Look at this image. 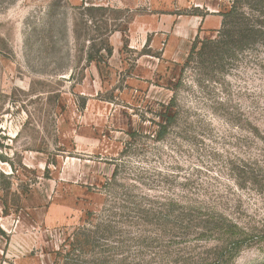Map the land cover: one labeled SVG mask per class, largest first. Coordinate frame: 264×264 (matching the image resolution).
<instances>
[{
  "label": "rangeland",
  "instance_id": "1",
  "mask_svg": "<svg viewBox=\"0 0 264 264\" xmlns=\"http://www.w3.org/2000/svg\"><path fill=\"white\" fill-rule=\"evenodd\" d=\"M107 1L0 0V264H264V0Z\"/></svg>",
  "mask_w": 264,
  "mask_h": 264
},
{
  "label": "crops",
  "instance_id": "2",
  "mask_svg": "<svg viewBox=\"0 0 264 264\" xmlns=\"http://www.w3.org/2000/svg\"><path fill=\"white\" fill-rule=\"evenodd\" d=\"M107 2H118L119 6L132 8L150 6V8L159 11L164 16L162 18L163 23L169 22L170 37H173L172 32L182 33L181 39L180 37L176 39L177 35L175 36L177 41L184 39L183 41L190 43L199 32L204 30L215 32L223 24L222 0H109ZM192 6L200 8V12L192 15L180 13L181 10ZM205 7L207 8L205 14H202L201 9Z\"/></svg>",
  "mask_w": 264,
  "mask_h": 264
},
{
  "label": "trees",
  "instance_id": "3",
  "mask_svg": "<svg viewBox=\"0 0 264 264\" xmlns=\"http://www.w3.org/2000/svg\"><path fill=\"white\" fill-rule=\"evenodd\" d=\"M94 7H89V10H92ZM100 8V7H99ZM228 13H225V16H227ZM226 24V19H224V25ZM197 51V43L195 42L192 49L191 54L189 56V59L192 58L193 54ZM108 54H112V49H107ZM100 65V61L97 62ZM175 108V100L172 99L171 102L168 105H163V110L159 113L160 121L158 123V126L160 127L157 138L162 139L166 133L168 132V129L176 122L177 120V112L174 111ZM0 233H3V231L0 229Z\"/></svg>",
  "mask_w": 264,
  "mask_h": 264
}]
</instances>
